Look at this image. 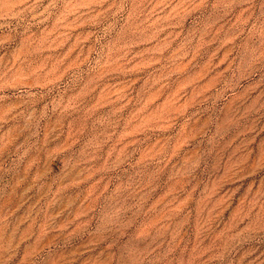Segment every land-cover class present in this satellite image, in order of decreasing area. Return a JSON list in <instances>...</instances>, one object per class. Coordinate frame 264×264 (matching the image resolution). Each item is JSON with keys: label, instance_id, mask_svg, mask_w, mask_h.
Masks as SVG:
<instances>
[{"label": "rangeland", "instance_id": "rangeland-1", "mask_svg": "<svg viewBox=\"0 0 264 264\" xmlns=\"http://www.w3.org/2000/svg\"><path fill=\"white\" fill-rule=\"evenodd\" d=\"M0 264H264V0H0Z\"/></svg>", "mask_w": 264, "mask_h": 264}]
</instances>
